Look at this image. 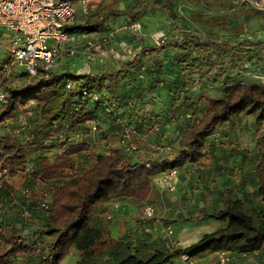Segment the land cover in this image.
<instances>
[{
	"label": "trees",
	"instance_id": "16d2710c",
	"mask_svg": "<svg viewBox=\"0 0 264 264\" xmlns=\"http://www.w3.org/2000/svg\"><path fill=\"white\" fill-rule=\"evenodd\" d=\"M133 2V7L128 10L102 6L93 11L83 31L102 32L111 20L120 17L135 22L146 7L153 11L166 12L169 21L175 22L177 18L175 6L178 0H133ZM76 29L74 27L73 30ZM179 35L181 41L173 43L165 41L164 44L174 45L178 50L185 49L186 44H189L201 58L200 62L194 61L193 69H197L203 76L210 72L218 74L219 67L228 64L222 61L220 52L230 53L235 50L230 45L211 39L202 40L198 36V31L179 32ZM241 46L242 49L253 45L247 46L243 43ZM258 48L263 49V47ZM212 52L216 53L215 56ZM186 56L182 59L183 63L189 60V56ZM139 59L140 57H136L119 70H104L97 74L72 75L69 72L61 74L49 72V77L46 78L43 76V70L40 69L39 75L33 77L34 81L28 82L23 87L16 86L10 81L11 72L8 73L9 76L2 74L1 86L6 91L7 97L0 108V127L16 118L21 110V98L30 99L32 94L45 88L58 89L38 106L39 119L35 121L33 127L26 129L25 143H16L9 135L0 138L2 171L7 165L23 160L26 166H30L28 172L34 182L48 184L62 179L65 172L74 170L76 165L72 157L74 153L82 150L80 147H70L63 153L57 154L54 159L50 156H42L28 161L26 154L46 149H63L65 143L51 147H47L46 143L59 140L60 137L69 139L76 128L97 120L96 111L100 106L96 105L95 109H90L88 103H82L79 99L83 91L92 88L103 96H106L105 92L117 94L119 84L125 77V71L132 69ZM12 62L10 58L3 63L0 62V73L4 71L5 64L8 65L9 70ZM24 76L30 77L27 74ZM68 80L77 83L76 88L70 92L61 91L64 82ZM209 99L204 117L183 132L180 147L174 156L161 161L135 164L131 160L136 150L125 151L122 156L99 157L92 169L82 176L71 177L57 190L49 211L45 212L44 225L31 234L29 239L12 228V225L0 214V264H17L20 258H24L26 263L30 264L36 262L39 257L41 261L39 264H61L72 248L78 252L82 260L92 259L101 248H107L109 242L106 239L105 229L93 226L95 212L99 206L125 198L139 203L145 202L151 194L152 180L155 176L180 169L187 163L200 162L203 158L205 141L216 132L233 131L239 124L249 120H254L258 129L264 126V86L260 84H231L226 87L223 96ZM183 100H189L187 95L175 93L172 102L177 106ZM76 104L80 105L77 110ZM146 122L149 125L153 121L149 119ZM257 147L262 150L261 161L255 170L258 194L262 198V211L249 209L241 200L225 195L222 208L216 212L203 211L191 220L195 223L207 220L226 222V228L204 235L201 240L189 247L160 251L146 261L136 255H129L119 264H174V260H179L184 255L190 260H195L208 253L229 252L233 256L240 257L263 250L264 135L258 138ZM14 176L11 174V177Z\"/></svg>",
	"mask_w": 264,
	"mask_h": 264
},
{
	"label": "crops",
	"instance_id": "0c3cea01",
	"mask_svg": "<svg viewBox=\"0 0 264 264\" xmlns=\"http://www.w3.org/2000/svg\"><path fill=\"white\" fill-rule=\"evenodd\" d=\"M129 1L131 0L126 1V3L128 4ZM95 2L96 0L91 3V9L95 8ZM133 5L134 2H130L126 9H131ZM232 6H234L233 9L231 8ZM213 9L220 11V14L222 15H224V12L227 14L229 13V15L233 17V20L228 23L231 30L234 32L240 31L239 34H236L235 40L232 43L235 50L232 52V55H227L228 58H232L230 61H226L228 62L227 65H229V63H234L235 65L247 64L245 74L254 78L256 80V84L264 86V12L257 13L248 7H239L235 0H178L175 6V11L177 12L175 22L169 21L168 14L166 12L159 11L162 13L160 17L157 16L159 22L160 20H163L164 16H166V19L169 21L171 26L168 31H165V37L162 39H165L167 43L181 41L182 38L180 37L179 32L191 33L196 31L195 29L197 25L201 26L203 24L204 26L203 18L204 20L205 18H209L210 11ZM121 18L129 20L126 17ZM142 23L144 24H142L140 29L142 32H146L143 36L147 39V34L152 32V30H155V27L152 28L150 23H146L144 21H142ZM160 27H166V25L159 23L157 28L160 29ZM197 28L198 30H201L200 27ZM99 33L100 32H96V34ZM232 39H234V37ZM161 41L162 40L153 37L151 40L148 38L146 42L143 41L140 43L130 44L131 42L126 43L122 41L121 43H118L117 49L119 53H116V57L113 56V60H116L115 62L117 63V66L110 63V58L105 56L102 60L98 61L100 62L99 65L102 66L99 72L104 70H119L123 65L132 62L136 57H140V59L132 69L125 71V77L119 84L117 94H109L108 92L104 93L106 96L108 95L109 101L114 102V106H110V110L106 107L100 106L99 110L96 111L97 120L88 122L85 125L76 128L69 139L60 137L59 140H53L46 143L47 147L65 143L66 145L63 149H46L26 154V159L28 161L32 159L36 160L42 156H50L54 159L57 154L63 153L70 147H80L82 150L74 153L72 157L76 165L74 170L65 172L62 179L52 181L48 184H42L36 183L31 179L30 172H28L27 168H25L26 165L23 160L7 165L4 167L3 171L0 164V177H6L3 182H0L2 185V188L0 189V214L4 217V220L8 221L12 225V228H15L29 239V236L38 231L45 223V211L40 207L43 201L51 204L57 190L65 182H67L71 177L82 176L85 172L92 169L99 157H109L111 155L122 156L124 154L125 147L121 144V137L125 130H129L131 132L130 142L136 148L133 156L134 164L145 163L148 161H161L163 159L171 158L176 154L182 141V137L179 141L177 132H179L182 136L186 129L194 126L199 121L197 120L194 122L190 119L197 111L193 110L196 108L195 104L202 99L201 97L205 96V93H200V95L194 93V97L192 99L191 92L196 91V89L192 90L181 88L177 93L187 95L189 100H183L177 106L173 104L172 99L176 91L173 89L174 86L171 84L173 76L169 73V69L173 68L172 65H178V63H180V65L193 64L194 57L191 56V53L194 50L189 44H186L185 49L178 50L174 47V45H166L167 43L162 44ZM220 43L230 45L223 42ZM243 43L247 46H253L241 49L240 47H242L241 45ZM164 46L165 48L162 49ZM258 47H263V49H259ZM151 48L153 50H151ZM106 50L107 48L104 47L101 49V52L112 55V51L110 53H106ZM142 51H144V53H142ZM186 55L189 56V60L188 62L183 63L182 59L185 58ZM195 59L198 60V57L195 56ZM70 63H72V59L64 60L57 70H60L61 73L68 72ZM109 64L112 66L107 69ZM145 64L151 65L150 70H145ZM77 74L80 73L78 72ZM200 75L201 74L199 73L198 82L203 80L202 78L200 79ZM195 76L196 75H192L194 80H196ZM195 85L197 86V89H200L202 86L199 85V83H195ZM196 96L198 97L197 100H195ZM94 107L95 105H91L90 109H95ZM207 108L208 106L206 107V110ZM145 110L149 113H145ZM20 112L21 110L16 118H14L11 122L0 127V138L8 135L7 130H5L7 128L15 129L12 130L13 133L20 132L17 131V129L21 127V125L18 126V124L22 121ZM150 118H153V122L148 125L146 120L148 121ZM38 119L39 116L37 113L36 120ZM246 122L247 121H244L242 123ZM249 122L251 126L250 130L254 131V133L258 135L256 138V148L260 150V156L262 157V150L257 147V140L264 135V126L258 129L255 126L254 120H249ZM2 127L5 129H1ZM95 127L96 130H94ZM223 131L231 133V131L228 130ZM218 137L217 132L215 135L209 137L205 141L204 148L206 147L208 141L210 142L211 139L215 141ZM26 138L27 137H25L22 141L15 140V142L25 143L27 140ZM225 138L226 139L223 140V144L226 142L231 143L233 145V147L231 146L233 150H231L236 151L234 144H239L237 135L232 133L225 135ZM172 144V152H167L166 150L163 152L157 151L158 147L170 146ZM244 156H246V154L243 155V158ZM246 157L247 167H252L253 163L251 162L253 158L251 156ZM220 163H222V161ZM215 164L216 163L208 160V157L205 156L204 149L203 158L200 162L196 164L187 163L184 167L175 170L176 178L171 180L168 173L155 176L152 180L151 194L149 195L147 201L139 203L132 199L125 198L99 206L95 212L93 226L105 229L110 239L114 240L113 237H116V240L114 241L117 243V240H120L119 238L123 236L127 221H132L135 224H138L139 222L140 224H143L146 222L141 213L147 206H151L156 212V215L158 212L160 216L164 214L163 212H166L164 211L166 208L167 210L169 208L168 211L171 212L173 210V206L176 204L174 201V195L180 196L181 190L184 189L186 185L192 184L193 181H195V185L198 186V188L199 186H202L203 189L207 190L200 194L202 198L211 199L212 194L215 193V191H213L214 188L212 187V183L217 181L218 176H220L217 170L218 167ZM248 169L251 170L250 168ZM227 173L230 175L232 174L229 170ZM11 174H14L15 176L11 177ZM227 180L228 179H225V182L223 181L218 184L221 186L220 188H222L223 184L228 183ZM24 182H26V184ZM256 182L258 192L257 179ZM170 185L176 186V192L169 190ZM228 185H230V183H228ZM219 195V202H217L215 210H206L207 205L203 202L197 216H199L203 211L216 212L222 208L223 197L225 195L235 200H241L246 204L242 198L232 197L226 190L219 192ZM18 201L23 204L22 207L17 204ZM170 212L165 213L166 218L169 222H175L176 225L181 226V229L187 228L184 226L186 223H195L191 219H188L186 220L187 222H185L183 219ZM161 218L162 217L154 215V218L150 220H155L152 222L153 224L158 222L162 224ZM107 220L111 221L108 222ZM204 222H209V220ZM216 222L207 223L205 226L207 227L206 231L214 233L218 230L226 228L227 226L226 222ZM201 223L203 222L197 223L200 224L199 228L203 226ZM197 232H199V230H197ZM202 237L192 244L197 243L202 239ZM111 249L112 248H109L103 251L104 256L106 255L105 257L110 258L104 259V262H108V260H115L118 261L117 264H119L129 255H135L136 253V251L129 250L126 252L128 256L125 257L118 255L121 250L112 249L113 251H109ZM111 253L112 255H110ZM259 253L264 256V249L254 254ZM217 254H205L201 258H197V261L199 262H196L198 264H212L217 259ZM110 256H112V258ZM121 257H123L122 260H120ZM34 263L35 262H33V264ZM174 264L182 263L179 260H174Z\"/></svg>",
	"mask_w": 264,
	"mask_h": 264
},
{
	"label": "rangeland",
	"instance_id": "374dc122",
	"mask_svg": "<svg viewBox=\"0 0 264 264\" xmlns=\"http://www.w3.org/2000/svg\"><path fill=\"white\" fill-rule=\"evenodd\" d=\"M95 0H88V4L91 5L92 2ZM128 0H96V4L94 5L95 8L90 10L89 15H85L82 11V5L80 4V0H72L73 6L77 13V19L75 23V27L77 28L75 31L73 30L74 27L70 28V31L77 37L84 33H88L83 31V28L87 27V20L91 16V13L95 10H98L100 7L105 6L108 8H117V9H123L127 10L126 7L130 2H133V0L129 1L128 4L126 3ZM146 1V0H144ZM237 2V0H235ZM248 7L249 6H245ZM239 6V7H243ZM232 9L234 6L231 7ZM251 9V8H250ZM162 13L159 11H153L152 9L146 7L143 8L141 11V14L139 15L138 19L135 22H132L130 20H125L124 18L111 20L108 23V27L106 30L99 33V35L102 36H109L111 38V41L108 42L104 47L107 48L106 53L111 54H105L103 52H99L96 59H91L89 55L87 54H78L72 59V63L69 64L68 72L72 75H78L80 74H97L101 70L102 66H100L99 60H102L105 56L110 58V63L117 66L116 60H113V56L116 57V53H119L117 47L118 43L123 42H131L130 44L134 43H140V42H146L149 38L150 40L155 37L159 40H162L164 38L165 31H168L170 29V23L166 19V16L163 17V20H160L158 17H160ZM158 16V17H157ZM208 16V15H207ZM148 19V20H144ZM158 20V21H155ZM233 20V17L229 15V13H225L224 15L220 14V11L218 10H211L210 11V17L209 18H203L204 26L203 24L196 26V31H198V36L203 39H211L216 42H223L230 44L232 46V43L235 40L236 34H239L240 31H232L231 27L228 23H230ZM142 21L146 23H150L152 28L155 27V30H152V32L147 34V39L145 38L146 32L141 31ZM138 23L139 28L137 30H132L130 28L132 23ZM163 23L166 25V27H160L158 29V24ZM197 27H200L202 30H198ZM150 28V29H152ZM158 29V30H156ZM194 30V31H195ZM89 37L88 39H94L99 37L95 33H88ZM10 35L11 33L5 32L3 30H0V62H5L9 60V54H8V46L10 42ZM234 37V39H232ZM80 43V42H79ZM78 43V45H79ZM81 45V44H80ZM80 47V46H79ZM103 47V48H104ZM234 47V46H232ZM102 48V49H103ZM235 49V47H234ZM80 51H84V47L79 48ZM194 50V49H193ZM195 52V53H193ZM220 56L222 61H230L232 59L231 57L228 58L227 55H232V52H220ZM194 58V61H196L195 56L198 57V61L200 62V56L197 51H192L191 53ZM215 52H212V55L215 56ZM228 63V62H227ZM112 65L109 64L107 69L111 67ZM246 66L247 64L242 65H235L234 63H229V65L223 64L219 67L220 72L218 74H215L213 72H210L207 75H200V80L198 82V75L199 71L197 69H193V64H185V65H172L173 68L169 69V73L172 74V85L174 86L173 89H175L176 93L178 90L182 89H196V91L191 92V97L193 99L194 93H197V95H200V93H205V96L201 97L202 99L195 104V107L193 110L196 111L194 113V116L190 119L192 121H197L202 118L204 115V112L206 110V107L209 106V98H218L220 96L224 95L225 89L228 85L231 84H237V83H244L248 85H252L256 83V80L252 78L251 76H247L246 73ZM151 65L145 64V70H150ZM56 69V70H55ZM54 70H51L50 72H54L55 74H61L60 70H57L55 68ZM7 71V70H6ZM3 71L0 73V81H2V77L4 74L6 76H9L7 73H10L11 82L19 87H23L28 82L34 81L33 77H26V69L23 66L18 65L15 62H12L11 67H9V70L6 72ZM186 72V73H185ZM3 74V75H2ZM192 75H196L194 78ZM188 78V79H187ZM195 83H199V85H202L200 89H197V86ZM58 90V89H57ZM52 88H45L41 89L37 93L32 94L30 99L27 98H21V119L22 121L18 124V126L21 125L17 131H20L19 133H13L11 128H1L7 130V134L14 140L22 141L25 137H27V131L26 129L28 127H33L35 124V120L37 118L38 113V106L41 103L45 101L46 98L49 97L52 93H55L57 91ZM63 91V88L61 89ZM108 97V95H107ZM197 96L195 97V100H197ZM250 122L247 121L246 123H241L238 125L231 133L224 132V131H218L217 136H219L215 141L211 139V143L208 141L206 144L205 149V156L208 157V160H211L213 163H216L218 176L217 181L212 183V187L214 188L213 191H215L214 194H212L211 199H203L200 195L201 193H204L205 189L202 188V186H196L195 181L192 182V184H188L185 186L184 189L181 190L180 196L174 195L175 197V205L173 206V210L170 212L166 209L164 211L173 213L174 215H177V217L183 219V221L187 222L188 219H193L197 216L198 212L200 211L201 204L204 202L206 206V210H215V207L217 206V202H219V192L228 191L230 196L242 198L249 209H257L259 211H262V201L261 198L257 192V182L254 175V171L258 163L260 162V150L256 148V138L258 135L254 133V131L250 130ZM235 133L238 138L239 144H234L236 147V151H232L233 145L231 143L226 142L223 144V140H225V135ZM223 138V139H222ZM27 139V138H26ZM232 149V150H231ZM173 151V150H172ZM251 156L253 158L252 167H247V157ZM132 158V157H131ZM132 163H134V159L132 158ZM222 161V163H220ZM219 162V163H218ZM228 162V163H227ZM219 165V166H218ZM26 168V167H25ZM226 168V169H224ZM250 168L251 170H249ZM229 170L231 175L227 173ZM1 174V173H0ZM250 174V175H246ZM246 175V177H245ZM6 177L1 176L0 182H3ZM28 179V178H27ZM225 179H228V183L223 184L222 188L218 185L220 182H225ZM29 180V179H28ZM246 181V182H244ZM26 184V182H24ZM214 185V186H213ZM219 187V188H218ZM178 190V189H177ZM176 192V191H175ZM211 196V194H210ZM178 197V198H177ZM181 197V198H180ZM20 200V198H19ZM17 204L22 207L23 204H21L20 201L17 202ZM41 207V206H40ZM161 216L158 214L155 216L162 217L161 223L153 224L155 220H150L146 218V215L142 211L141 215L144 217L146 222L143 224L133 223L132 221H127L125 225V231L123 233V236L119 238L120 240H117L118 245L116 241H111L110 237L106 233V239L109 241L107 243V248H101V250L92 258L89 260H82L81 256L78 254V252L72 248L70 252L66 255V257L63 259L61 264H117L118 261H109L104 262V259H110L109 257H105L103 254V251L105 249H118L121 250V252L118 255L121 256H128L126 252L129 250L136 251L135 255L141 259V260H148L150 259L155 253L160 251H167L171 248H180V247H187L188 245L196 242L199 238H201L204 234L211 233L206 231L207 223H215L216 221L209 220V222H203L201 223V228H199L200 224L197 223H186L184 226L187 228L181 229V226H178L174 223L169 222V220L166 218L165 213ZM168 220V221H167ZM110 222L111 220H107ZM167 221V222H166ZM219 223V222H216ZM176 225V226H175ZM218 225V224H217ZM170 228V229H168ZM220 228V225H219ZM199 230V232H197ZM218 230V229H216ZM114 240H116V237H113ZM116 245V246H115ZM114 246V247H113ZM109 251H113V250ZM109 253V252H108ZM112 255V253L110 254ZM112 258V256H110ZM123 257L120 258L122 260ZM119 260V259H118ZM198 259L195 260V262ZM40 257L37 258L36 262L34 264H39ZM199 262V261H197ZM196 262V263H197ZM215 262V261H214ZM213 262V263H214ZM17 264H29L26 263L24 258H20L16 262ZM212 263V264H213ZM33 264V263H32ZM230 264H264V256L262 254H254V255H248V256H240L234 257V260Z\"/></svg>",
	"mask_w": 264,
	"mask_h": 264
},
{
	"label": "built area",
	"instance_id": "2783aa9c",
	"mask_svg": "<svg viewBox=\"0 0 264 264\" xmlns=\"http://www.w3.org/2000/svg\"><path fill=\"white\" fill-rule=\"evenodd\" d=\"M80 4L83 13L89 15L91 7L88 0H80ZM236 4L264 12V0H237ZM76 19L77 13L72 0H0V30L11 33L8 46L9 58L23 66L26 69V74L30 77L38 76L40 69H42L43 76L48 78L51 70L58 68L64 60L73 59L78 54L84 53L89 55L91 59H96L102 47L111 41L109 36L101 37L96 33L99 37L94 39H88V33L76 37L70 31V28L75 27ZM130 28L137 30L139 24L132 23ZM164 42L165 39H162L161 43L164 44ZM79 46L84 47V51H80ZM3 67L4 71H8L7 64ZM76 86L77 83L68 80L64 82L63 90L70 92ZM6 97L7 93L0 81V108L6 101ZM108 98L92 88H87L79 100L82 103H88V106H103L110 110L109 108L114 106V102L109 101ZM79 108L80 105L76 104L75 109ZM145 113L149 112L145 110ZM150 119L153 121V118ZM130 136L131 132L125 130L121 137V144L125 147L126 152L136 150L130 142ZM177 136L180 141L182 136L179 132H177ZM172 149L173 144L158 147L157 151L172 152ZM26 168L29 170L30 166H26ZM168 176L172 180L176 178V172L171 171ZM1 188L2 185L0 184ZM175 189V185L169 186L170 191H175ZM40 206L45 212H48L51 204L43 201ZM143 212L147 219L154 218L155 211L151 206L145 207ZM234 257L229 252H219L213 264H230ZM179 261L182 264H198L186 255L180 257Z\"/></svg>",
	"mask_w": 264,
	"mask_h": 264
}]
</instances>
